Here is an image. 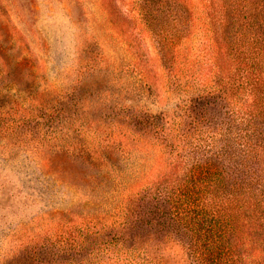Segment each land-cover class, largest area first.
Returning a JSON list of instances; mask_svg holds the SVG:
<instances>
[{
  "label": "rangeland",
  "instance_id": "obj_1",
  "mask_svg": "<svg viewBox=\"0 0 264 264\" xmlns=\"http://www.w3.org/2000/svg\"><path fill=\"white\" fill-rule=\"evenodd\" d=\"M162 10L161 0H0V264H115L129 251L133 264H196L160 179L143 185L165 144L150 121L183 115L182 133L191 122L164 87ZM138 55L151 58L157 90L134 69ZM202 104L228 120L223 101ZM123 140L131 157L103 163L101 147ZM133 186L131 214L115 221L116 196Z\"/></svg>",
  "mask_w": 264,
  "mask_h": 264
},
{
  "label": "trees",
  "instance_id": "obj_2",
  "mask_svg": "<svg viewBox=\"0 0 264 264\" xmlns=\"http://www.w3.org/2000/svg\"><path fill=\"white\" fill-rule=\"evenodd\" d=\"M161 3L164 87L179 96L178 108L191 122L182 133L183 115L150 121L148 129H159L165 144L159 145L155 176L143 185L160 179L172 224L191 234L196 264H264V0ZM151 61L141 62L138 55L133 67L157 90ZM219 100L229 108L228 120L220 123L207 118L202 104L216 109ZM135 149L132 140H123L102 146L100 156L116 165ZM128 189L116 196L115 221L131 214L135 189ZM135 257L129 251L116 263L133 264Z\"/></svg>",
  "mask_w": 264,
  "mask_h": 264
}]
</instances>
